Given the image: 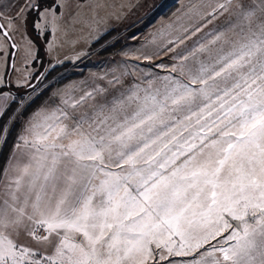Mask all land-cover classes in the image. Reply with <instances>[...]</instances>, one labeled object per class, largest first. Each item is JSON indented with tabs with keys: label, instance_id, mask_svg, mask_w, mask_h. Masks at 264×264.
<instances>
[{
	"label": "snow or ice",
	"instance_id": "6c2138e0",
	"mask_svg": "<svg viewBox=\"0 0 264 264\" xmlns=\"http://www.w3.org/2000/svg\"><path fill=\"white\" fill-rule=\"evenodd\" d=\"M102 7L0 0V264H264V0H196L143 39ZM33 34L51 69L119 49L33 107Z\"/></svg>",
	"mask_w": 264,
	"mask_h": 264
},
{
	"label": "rangeland",
	"instance_id": "374dc122",
	"mask_svg": "<svg viewBox=\"0 0 264 264\" xmlns=\"http://www.w3.org/2000/svg\"><path fill=\"white\" fill-rule=\"evenodd\" d=\"M21 2H23V0H21ZM81 2H83V0H81ZM88 2L103 5L98 11L100 16L105 18L106 25L112 32L111 35H116L118 33L121 36L130 37L135 34L140 39H143L149 32L155 31V29L159 28L162 24L168 23L171 19H174L173 13H176L178 8L195 3L196 0H88ZM83 14L88 16L91 13L89 9L85 7L83 9ZM76 35H79V33ZM85 37H87V32H85ZM32 38L36 41L37 45L38 43H43L45 49V38L37 39L35 34H33ZM72 38H75V36ZM110 38L111 36H108L106 39ZM47 39H51V36L47 37ZM16 40L19 41V36L16 37ZM128 42L131 43V41ZM96 47L98 48L99 46L97 45ZM118 49L119 46H117L116 49L104 52L102 55H91L77 61L74 59L73 46L71 43H66L65 46L60 49L58 55L62 60L68 61V63L61 66L51 77H46L50 69L48 64L50 57L44 55L45 57L38 61L34 67L29 66V70L33 75L41 72L45 74L40 79L31 81L36 87L37 92L44 93L33 107L38 106L44 99H47L52 91L58 88H64L66 85H70L73 82L84 80L92 73L102 72V64L106 63ZM66 57H73V59H66ZM16 62L17 66H20L18 59ZM0 71H3V69L0 68ZM8 79H15V75L11 68L8 72ZM28 91L31 92V89H28ZM19 131L20 128L17 126L15 139Z\"/></svg>",
	"mask_w": 264,
	"mask_h": 264
},
{
	"label": "trees",
	"instance_id": "16d2710c",
	"mask_svg": "<svg viewBox=\"0 0 264 264\" xmlns=\"http://www.w3.org/2000/svg\"><path fill=\"white\" fill-rule=\"evenodd\" d=\"M112 33V32H111ZM108 37V36H107ZM106 37V38H107ZM38 48H39V54H40V57H41V60L42 58H44L45 54H44V46H43V43H38ZM66 63H68V61H64L63 64H60V65H57L55 69H49L48 72H47V75L46 77H51L53 73H55L56 71H58L60 69L61 66H64ZM41 98V97H40ZM39 100L36 101V103L38 102ZM17 128V127H16ZM16 128L12 129L11 132L9 133L8 135V142L5 146H3L2 149H0V168H3L6 160H7V157H8V154L12 148V145L15 141V131H16Z\"/></svg>",
	"mask_w": 264,
	"mask_h": 264
},
{
	"label": "crops",
	"instance_id": "0c3cea01",
	"mask_svg": "<svg viewBox=\"0 0 264 264\" xmlns=\"http://www.w3.org/2000/svg\"><path fill=\"white\" fill-rule=\"evenodd\" d=\"M11 150H12V149H11ZM10 152H11V151H10ZM9 154H10V153H9ZM8 156H9V155H8ZM7 158H8V157H7ZM6 161H7V160H6ZM5 163H6V162H5ZM4 166H5V164H4ZM4 166H3V167H4Z\"/></svg>",
	"mask_w": 264,
	"mask_h": 264
},
{
	"label": "water",
	"instance_id": "95a60500",
	"mask_svg": "<svg viewBox=\"0 0 264 264\" xmlns=\"http://www.w3.org/2000/svg\"><path fill=\"white\" fill-rule=\"evenodd\" d=\"M10 68L8 69V72H9Z\"/></svg>",
	"mask_w": 264,
	"mask_h": 264
},
{
	"label": "flooded vegetation",
	"instance_id": "af4514ba",
	"mask_svg": "<svg viewBox=\"0 0 264 264\" xmlns=\"http://www.w3.org/2000/svg\"><path fill=\"white\" fill-rule=\"evenodd\" d=\"M37 75V74H36ZM36 80V79H35Z\"/></svg>",
	"mask_w": 264,
	"mask_h": 264
}]
</instances>
